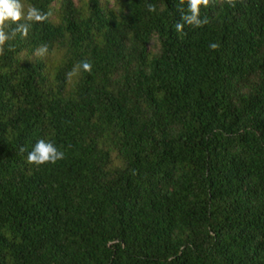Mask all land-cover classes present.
<instances>
[{"label": "trees", "instance_id": "trees-1", "mask_svg": "<svg viewBox=\"0 0 264 264\" xmlns=\"http://www.w3.org/2000/svg\"><path fill=\"white\" fill-rule=\"evenodd\" d=\"M22 3L47 18L6 21L0 264H264V0L182 32L187 0Z\"/></svg>", "mask_w": 264, "mask_h": 264}, {"label": "clouds", "instance_id": "clouds-1", "mask_svg": "<svg viewBox=\"0 0 264 264\" xmlns=\"http://www.w3.org/2000/svg\"><path fill=\"white\" fill-rule=\"evenodd\" d=\"M181 4H184L185 0H180ZM231 5L233 0H227ZM209 0H187V13L184 14L182 11L181 21L175 24V31L182 32L184 29V24L193 25L200 27L206 24L207 18L200 19V7L208 6ZM149 11H155V7L151 4L148 5ZM47 18V14H43L39 9L33 6H29L27 12L24 11V4L22 0H0V55L4 54V44L6 41L13 39L17 32L22 33V35L27 36L29 24L18 23L16 29L12 30L11 33L5 31L6 21H11L12 23H17L21 20H26L28 22L36 21L42 22ZM211 49H217L219 45L217 43H212L209 45ZM37 55L44 56L48 49L47 46H41L37 50ZM84 72H91L92 64L90 61H81L78 65L74 66L72 71H70L67 76L71 78L74 75H78L80 70ZM21 152H25V147L21 146ZM65 153L59 150L55 144L51 141L45 139H39L31 151L27 152V162L29 164L43 165V164H55L57 161L62 160Z\"/></svg>", "mask_w": 264, "mask_h": 264}]
</instances>
